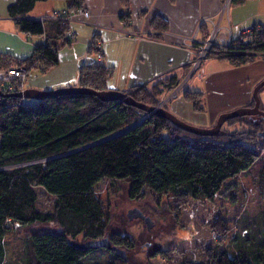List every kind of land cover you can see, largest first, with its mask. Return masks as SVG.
I'll use <instances>...</instances> for the list:
<instances>
[{
    "label": "trees",
    "instance_id": "1",
    "mask_svg": "<svg viewBox=\"0 0 264 264\" xmlns=\"http://www.w3.org/2000/svg\"><path fill=\"white\" fill-rule=\"evenodd\" d=\"M45 1L49 0H15L8 6V14L19 29L27 35L43 37V42L25 57L0 54V70L14 62L26 76L33 70L46 73L58 63L59 48L71 44L67 25L30 16L35 5ZM64 1L69 2V8L78 9L84 0ZM244 1L230 3L239 5ZM154 25L160 31L168 29L161 17L154 19ZM202 33L203 38L208 34ZM95 37L89 46L91 54L98 51ZM261 54L264 55V29L244 43L236 37L230 45L214 46L208 53L234 66ZM109 74L100 63H85L75 82L66 86L109 90ZM180 82L181 78L174 74L149 87L134 86L123 92L141 104L156 107ZM12 84L14 92L0 88V264H5L6 259L5 235L17 227L38 223L56 224L59 228L27 237L26 264H84L82 257L92 249H82L77 244L108 236V218L95 190L101 180L125 182L130 199H140L150 192L172 197L178 206H184L190 200L227 197L240 175L264 154V119L259 115L228 119L217 134L199 136L162 116H145L143 110L120 101H102L86 94L24 99L13 94L19 92V80H12ZM263 91L264 86L258 94ZM182 97L194 111L204 110L202 92L183 89ZM253 104L254 100L247 107ZM259 109L264 111L261 99ZM236 124L247 128H235ZM261 176L264 180V169ZM261 185L263 189L264 181ZM37 188L55 197L52 212L36 207ZM215 230L222 238L208 247L206 261L185 258L179 264H264V234L257 236L259 241L256 236H236L231 247H224L229 229L220 216ZM80 235L83 241L77 240ZM108 238L123 249L133 247L128 235L112 233ZM238 239L241 244L234 245ZM246 240L251 247L243 243ZM104 264L119 262L110 260Z\"/></svg>",
    "mask_w": 264,
    "mask_h": 264
},
{
    "label": "crops",
    "instance_id": "2",
    "mask_svg": "<svg viewBox=\"0 0 264 264\" xmlns=\"http://www.w3.org/2000/svg\"><path fill=\"white\" fill-rule=\"evenodd\" d=\"M226 1L84 0L82 7L89 16L84 22L76 20L67 25L66 34L72 42L59 48L58 63L46 73L31 71L23 89L46 91L72 84L85 63L104 65L110 71L108 87L119 91L149 87L158 79L175 74L184 82L183 89L202 92L205 110L194 111L179 94L166 103L170 104L169 111L194 125L211 127L221 113L247 107L253 101L255 85L264 79L262 54L238 66L211 55L190 73L195 54L192 47L182 44L180 36L205 39L218 27L216 42L224 44L228 36L236 38L250 25L264 27V0H245L239 5L229 1L223 11ZM13 2L0 0V54L25 57L43 42V37L30 36L19 29L7 11ZM67 10L68 1L49 0L37 3L30 16ZM156 17L167 22V30L155 27ZM203 31L208 33L205 38ZM94 36L97 54L89 53ZM10 65L17 64L9 62L5 66ZM5 68H1L0 75ZM260 98L264 105V91ZM206 111V117L199 115Z\"/></svg>",
    "mask_w": 264,
    "mask_h": 264
},
{
    "label": "rangeland",
    "instance_id": "3",
    "mask_svg": "<svg viewBox=\"0 0 264 264\" xmlns=\"http://www.w3.org/2000/svg\"><path fill=\"white\" fill-rule=\"evenodd\" d=\"M229 1L224 3L223 11L226 10ZM135 34L137 33H133V36ZM197 57L198 53L194 61ZM26 77L25 75L22 80L23 84ZM183 83L181 79L180 84L165 95L157 106H165L163 108L169 111L170 104L166 105V103L179 94L182 96ZM258 96L261 99L259 94ZM202 104L205 110L204 101ZM199 115L206 117L208 112ZM175 116L189 125L206 128ZM235 128L247 127L236 124ZM263 163L264 154L253 167L240 175L237 186L227 194V197L217 196L213 201L190 200L184 206H178L172 197L150 192L140 199H130L125 182L101 180L95 185V190L102 200L105 216L108 218L106 228L108 236H106L109 237L112 233L128 235L132 239L133 247L124 248L128 255L127 261L117 258L107 249L98 248L87 252L82 257V262L84 264H104L110 260H116L119 264H179L185 258L206 261L208 247L222 238L215 230L219 216L224 219L229 229L223 241L224 247H231L234 242L233 238L236 236L242 239L246 237L253 239L256 236V240L257 236L264 234V188L262 189L263 185H261L264 181L261 180ZM37 193L36 207L43 212H52L55 197L46 193L42 188H37ZM132 208H138L145 216H148L154 224L153 227L148 230L145 222L140 218L129 220L127 211ZM58 228L56 224L38 223L17 227L14 231L7 233L5 235V264H26L27 237L37 232L58 230ZM83 239L81 235L77 237L78 241H83ZM236 242L241 244L239 239L234 245ZM243 243L251 247L248 240ZM160 250L166 253L160 254Z\"/></svg>",
    "mask_w": 264,
    "mask_h": 264
},
{
    "label": "water",
    "instance_id": "4",
    "mask_svg": "<svg viewBox=\"0 0 264 264\" xmlns=\"http://www.w3.org/2000/svg\"><path fill=\"white\" fill-rule=\"evenodd\" d=\"M264 86V79H262L260 82H258L254 89H253V100L254 104L253 106L249 107H239L229 112L221 113L215 124L210 128H199L192 125H189L179 118H177L175 115H173L171 112H169L167 109L163 108L162 106L157 107H151L144 104H141L137 101H135L128 93L109 89V90H95L88 87H78V86H65L60 87L52 90H39V89H33V88H27L23 89L22 91L13 93L17 97L24 98V99H34L38 100L44 97L57 95V94H86V95H94L98 97L102 101H120L127 105L134 106L138 109L143 110L146 115L155 114L164 117L165 119L169 120L174 125L178 126L182 130L193 133L195 135L199 136H213L217 134L223 125L224 122H226L228 119L244 116V115H259L264 119V111L259 109L260 99L258 96V92L260 88ZM0 95H3L2 91L0 90ZM127 218L129 220H133L136 218H140L145 222L146 228L149 230L153 227V222L148 216H145L138 208H132L127 211ZM78 247L82 249H98V248H105L113 252V254L124 260H128V255L125 249L113 245L110 243L109 238L107 236H104L99 239H89L85 240L81 243L77 244Z\"/></svg>",
    "mask_w": 264,
    "mask_h": 264
},
{
    "label": "built area",
    "instance_id": "5",
    "mask_svg": "<svg viewBox=\"0 0 264 264\" xmlns=\"http://www.w3.org/2000/svg\"><path fill=\"white\" fill-rule=\"evenodd\" d=\"M88 16H89V12L84 7H81L78 9H71L63 12L55 11L53 12V14L47 16L39 15L35 18L42 22L46 21V18L48 19L50 18V20H58L61 21L63 24L68 25L69 23L76 20H80L84 22L86 21ZM263 29L264 27L260 25L248 26L242 29L238 37L241 39L242 43H244L248 39H250L252 35H254V33L258 31H262ZM217 32H218V27H215V29L212 31L210 35L206 37V39H199L196 36L179 37L183 45H188L193 48L195 58H196V54L198 53L197 60L193 62L190 73H192L194 70L197 69L199 63L207 56V54L212 50L214 46L230 45L232 40L230 36H228L224 44H218L216 42ZM129 34L133 35L132 32H130ZM98 57L100 59V55H98ZM24 78H25V70L23 68L16 65L7 66L0 75V88H4L5 91L8 93L14 92L16 88L12 84V80H19L20 84L17 89L19 91H22L24 85L22 80Z\"/></svg>",
    "mask_w": 264,
    "mask_h": 264
},
{
    "label": "bare ground",
    "instance_id": "6",
    "mask_svg": "<svg viewBox=\"0 0 264 264\" xmlns=\"http://www.w3.org/2000/svg\"><path fill=\"white\" fill-rule=\"evenodd\" d=\"M208 55V54H207Z\"/></svg>",
    "mask_w": 264,
    "mask_h": 264
}]
</instances>
